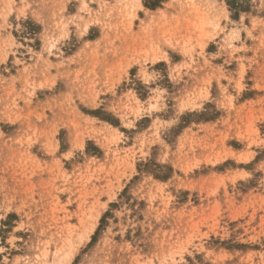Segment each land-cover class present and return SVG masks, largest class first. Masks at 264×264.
<instances>
[{
    "label": "rangeland",
    "instance_id": "rangeland-1",
    "mask_svg": "<svg viewBox=\"0 0 264 264\" xmlns=\"http://www.w3.org/2000/svg\"><path fill=\"white\" fill-rule=\"evenodd\" d=\"M242 6L0 0V264H264V0Z\"/></svg>",
    "mask_w": 264,
    "mask_h": 264
},
{
    "label": "trees",
    "instance_id": "trees-1",
    "mask_svg": "<svg viewBox=\"0 0 264 264\" xmlns=\"http://www.w3.org/2000/svg\"><path fill=\"white\" fill-rule=\"evenodd\" d=\"M224 1L226 2V4L229 7V9L232 12H235V14H237L238 12L243 11V9H244L243 6H242L243 0H224Z\"/></svg>",
    "mask_w": 264,
    "mask_h": 264
}]
</instances>
